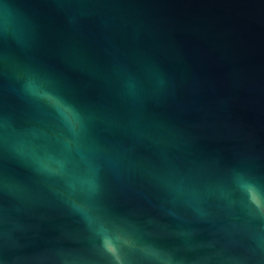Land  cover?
<instances>
[{"label": "water", "instance_id": "water-1", "mask_svg": "<svg viewBox=\"0 0 264 264\" xmlns=\"http://www.w3.org/2000/svg\"><path fill=\"white\" fill-rule=\"evenodd\" d=\"M0 264H264V0H0Z\"/></svg>", "mask_w": 264, "mask_h": 264}]
</instances>
